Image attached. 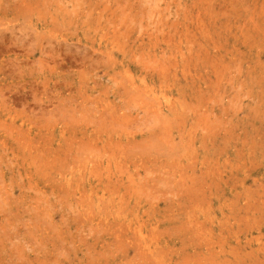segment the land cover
I'll use <instances>...</instances> for the list:
<instances>
[{"label":"rangeland","instance_id":"obj_1","mask_svg":"<svg viewBox=\"0 0 264 264\" xmlns=\"http://www.w3.org/2000/svg\"><path fill=\"white\" fill-rule=\"evenodd\" d=\"M207 1L0 0V264H264V0Z\"/></svg>","mask_w":264,"mask_h":264},{"label":"bare ground","instance_id":"obj_2","mask_svg":"<svg viewBox=\"0 0 264 264\" xmlns=\"http://www.w3.org/2000/svg\"><path fill=\"white\" fill-rule=\"evenodd\" d=\"M211 1H212V0H211ZM243 1H244V0H243ZM245 1H246V0H245ZM21 2H22V1H21ZM26 2H27V1H26ZM156 2H157V1H156ZM202 2H203V1H202ZM204 2H205V0H204ZM206 2H207V5H209L207 0H206ZM213 2H214V1H213ZM235 2H236V1H235ZM28 3H29V2H28ZM185 3H186V2H185ZM247 3H248V2H247ZM10 4H11V3H10ZM29 4H30V3H29ZM186 4H187V3H186ZM192 4H193V3H192ZM211 4H212V3H211ZM218 4H219V3H218ZM220 4H223V3H220ZM237 4H238V0H237ZM241 4H242V3H241ZM12 5H13V2H12ZM14 5H15V4H14ZM30 5H31V4H30ZM33 5H34V4H33ZM187 5H189V4H187ZM187 5H186V6H187ZM195 5H196V4H195ZM232 5H233V4H232ZM235 5H236V4H235ZM239 5H240V4H239ZM255 5H256V4H255ZM38 6H39V5H38ZM159 6H161V5H159ZM191 6H194V4L191 5ZM199 6H200V5H199ZM219 6H220V5H219ZM228 6H229V5H228ZM246 6H247V8H249L248 5H246ZM250 6H251V5H250ZM253 6H254V5H253ZM262 6H263V4H262ZM25 7H26V6H25ZM34 7H35V6H34ZM197 7H198V6H197ZM217 7H218V6H217ZM235 7H236V6H235ZM235 7H234V8L232 7V8L235 9ZM243 7H244V5H243ZM31 8H32V7H31ZM153 8H154V7H153ZM192 8H194V7H192ZM201 8H202V7H201ZM209 8H211L210 5H209ZM218 8H219V7H218ZM221 8H222V7H221ZM229 8H231V5H230ZM232 8H231V9H232ZM237 8H239V6L236 7V9H237ZM251 8H252V7H251ZM255 8H256V7H255ZM260 8H261V7H260ZM260 8H259V9H260ZM20 9H21V8H20ZM28 9H29V8H28ZM33 9H34V8H33ZM95 9H96V8H95ZM197 9H198V8H197ZM204 9L206 10V8H204ZM224 9L226 10V8H224ZM244 9H245V8H244ZM263 9H264V7H263ZM263 9L261 8V9L259 10V13H260V11L263 10ZM17 10H18V9H17ZM35 10H36V9H35ZM164 10H165V9H164ZM195 10H196V9H195ZM222 10H223V9H222ZM187 11H189L188 8H187ZM253 11H254V10H253ZM5 12H7V11L5 10ZM5 12H4V13H5ZM229 12H230V11H229ZM231 12H232V10H231ZM231 12H230V14H232ZM233 12H234V11H233ZM100 13H102V12H100ZM177 13H178V12H177ZM188 13H189V12H188ZM227 13H228V11H227ZM252 13H253V12H251V14H252ZM254 13H258V12H255V11H254ZM259 13H258V14H259ZM6 14H7V13H6ZM151 14H152V13H151ZM153 14H154V13H153ZM168 14H169V13H168ZM185 14H186V16H187V13H185ZM189 14H190V13H189ZM239 14H240V13H239ZM258 14H257V15H258ZM92 15H93V14H92ZM221 15H222V14H221ZM233 15H234V14H233ZM236 15H237V14H236ZM49 16H50V15H49ZM52 16H53V15H52ZM59 16H60V15H59ZM59 16H58V17H59ZM61 16H62V15H61ZM90 16H91V15H90ZM90 16H89V17H90ZM205 16H206V15H205ZM212 16H213V15H212ZM212 16H211V17H212ZM252 16H253V15H252ZM258 16H259V15H258ZM258 16H257V17H258ZM260 16H261V15H260ZM149 17H151V16H149ZM187 17H189V16H187ZM224 17H225V16H224ZM234 17H235V15H234ZM236 17H237V16H236ZM238 17H239V16H238ZM243 17H244V15H243ZM248 17H249V16H248ZM38 18H39V16L37 17V19H38ZM49 18H50V17H49ZM53 18H54V16H53ZM53 18H52V20H53ZM95 18H96V17H95ZM100 18H101V17H100ZM122 18H123V17H122ZM191 18H192V17H190V19H191ZM230 18H231V17H230ZM260 18H261V17H260ZM39 19H40V18H39ZM44 19H46V17H45ZM50 19H51V18H50ZM110 19H111V18H110ZM204 19H205V18H204ZM206 19H207V18H206ZM206 19H205V20H206ZM211 19H212V18H211ZM214 19H215V18H214ZM216 19H218V18H216ZM246 19H247V18H246ZM249 19H250V17H249ZM54 20H55V19H54ZM131 20H132V19H131ZM255 20H256V19H255ZM4 21H5V20H4ZM50 21H51V20H50ZM57 21H58V20H57ZM103 21H104V17H103ZM103 21H102V22H103ZM198 21H199V19H198ZM206 21L208 22V20H206ZM256 21H257V20H256ZM37 22H39V21H37ZM45 22H46V21H45ZM51 22H52V21H51ZM55 22H56V21H54V23H55ZM63 22H64V21H63ZM182 22H183V21H182ZM184 22H185V21H184ZM189 22H190V21H189ZM199 22H200V21H199ZM201 22H202V21H201ZM201 22H200V23H201ZM213 22H214V21H213ZM249 22H250V21H249ZM43 23H44V22H43ZM58 23H59V22H58ZM60 23H61V22H60ZM111 23H113V21H112ZM114 23H115V22H114ZM202 23H203V22H202ZM211 23H212V22H211ZM32 24H33V23H32ZM115 24H116V23H115ZM183 24H184V23H183ZM188 24H189V23H188ZM218 24H219V23H218ZM223 24H224V23H223ZM226 24H227V23H226ZM242 24H243V23H242ZM253 24H254V23H253ZM259 24H260V23H259ZM33 25H34V24H33ZM52 25H53V24H52ZM58 25H59V24H58ZM69 25H70V24H69ZM100 25H101V24H100ZM105 25H107V24H105ZM206 25H208V24H206ZM206 25H205V26H206ZM209 25H210V24H209ZM227 25H229V23H228ZM59 26H60V25H59ZM94 26H95V25H94ZM176 26H177V25H176ZM183 26H184V25H183ZM247 26H248V25H247ZM252 26H253V25H252ZM9 27H10V26H9ZM14 27H15V26H14ZM30 27H31V26H30ZM32 27H33V26H32ZM34 27H35V26H34ZM38 27H40V26H38ZM96 27H98V25H97ZM101 27H102V26H101ZM104 27H105V26H104ZM196 27H197V25H196ZM201 27H202V26H201ZM218 27H219V26H218ZM220 27H221V25H220ZM231 27H232V26H231ZM231 27H229V28H231ZM255 27H256V26H255ZM35 28H36V27H35ZM160 28H161V27H160ZM175 28H176V27H175ZM202 28H203V27H202ZM212 28H213V27H212ZM242 28H243V25H242ZM256 28H257V27H256ZM15 29H16V28H15ZM38 29H39V28H38ZM38 29H37V31H38ZM62 29H63V28H62ZM96 29H98V28H96ZM99 29H100V28H99ZM182 29H183V28H182ZM206 29H207V27H206ZM215 29H216V28H215ZM215 29H214V30H215ZM223 29H224V28H223ZM226 29H227V28H226ZM243 29H245V28H243ZM246 29H247V28H246ZM246 29H245V30H246ZM248 29H249V28H248ZM252 29H253V27H252ZM7 30H8V29H7ZM29 30H30V28H29ZM51 30H52V29H51ZM51 30H50V31H51ZM105 30H106V29H105ZM114 30H116V29H114ZM114 30H113V31H114ZM184 30H185V28H184ZM189 30H190V29H189ZM211 30H212V29H211ZM220 30H221V28H220ZM249 30H250V29H249ZM256 30H257V29H256ZM260 30H261V29H260ZM14 31H15V30H14ZM24 31H25V30H24ZM99 31H100V30H99ZM119 31H120V30H119ZM121 31H122V30H121ZM207 31H208V30H207ZM221 31H222V30H221ZM228 31H230V30H227V32H228ZM263 31H264V30H263ZM11 32H12V31H11ZM19 32H20V31H19ZM30 32H31V31H30ZM34 32H35V31H34ZM43 32H44V29H43ZM58 32H59V31H58ZM62 32H64V31H62ZM199 32H200V31H199ZM23 33H25V32H23ZM40 33H42V32H40ZM60 33H61V31H60ZM67 33H68V31H67ZM75 33H76V32H75ZM175 33H176V32H175ZM187 33H188V32H187ZM250 33H251V31H250ZM9 34H10V33H9ZM12 34H13V33H12ZM19 34H20V33H18V35H19ZM45 34H46V33H45ZM97 34H99V33H97ZM111 34H112V33H111ZM203 34H205V33L203 32ZM208 34H209V33L207 32V35H208ZM214 34H215V33H214ZM220 34H223V33L221 32ZM231 34H232V32H231ZM235 34H236V33H235ZM46 35H47V34H46ZM69 35H70V33H69ZM74 35H75V34H74ZM90 35H91V34H90ZM90 35L88 34V36H90ZM118 35H119V33H118ZM120 35H121V34H120ZM122 35H123V34H122ZM215 35H216V34H215ZM244 35H245V34H244ZM253 35H254V34H253ZM41 36H42V35H41ZM49 36H50V34H49ZM71 36H72V35H71ZM88 36H87V38H89ZM145 36H146V35H145ZM211 36H214V35H211ZM247 36H248V35H247ZM29 37H30V36H29ZM32 37H33V36H32ZM53 37H54V36H53ZM53 37H52V38H53ZM125 37H126V36H125ZM195 37H196V36H195ZM200 37H201V36H200ZM207 37H208V36H207ZM221 37L223 38L222 35H221ZM221 37H220V38H221ZM233 37H234V36H233ZM237 37H238V36H237ZM21 38H22V37H21ZM63 38H65V37H63ZM90 38H91V37H90ZM106 38H107V37H106ZM146 38H147V37H146ZM201 38H202V37H201ZM201 38H199V39H201ZM208 38H210V37H208ZM211 38H212V37H211ZM216 38H217V37H216ZM242 38H243V37H242ZM16 39H17V37H16V35H15V40H16ZM34 39H35V38H34ZM82 39H84V38H82ZM82 39H81V40H82ZM91 39H92V38H91ZM91 39H90V40H91ZM247 39H248V38H247ZM247 39H246V40H247ZM250 39H251V38H250ZM56 40H58V39H56ZM68 40H69V39H68ZM68 40H67V42H68ZM72 40H73V39H72ZM147 40H148V39H147ZM219 40H220V39H219ZM228 40H229V39H228ZM233 40H234V39H233ZM20 41H21V40H20ZM63 41H64V40H63ZM75 41H76V38H75ZM188 41H189V40H188ZM221 41H222V40H221ZM221 41H220V42H221ZM24 42H25V41H24ZM32 42H33V41H32ZM32 42H31V43H32ZM121 42H122V41H121ZM182 42H183V41H182ZM213 42H214V39H213ZM230 42H231V40H230ZM53 43H54V42H53ZM93 43H94V42H93ZM101 43H102V42H101ZM104 43H105V42H104ZM252 43H253V42H252ZM196 44H197V42H196ZM200 44H201V42H200ZM202 44H203V43H202ZM206 44H207V43H206ZM218 44H219V43H218ZM247 44H248V43H247ZM59 45H60V44H59ZM73 45L75 46V44H73ZM101 45H102V44H101ZM107 45H108V44H107ZM191 45H192V44H191ZM197 45H199V44H197ZM204 45H205V44H204ZM213 45H215V44L213 43ZM213 45H212V46H213ZM236 45H237V44H236ZM238 45H239V44H238ZM7 46H8V45H7ZM148 46H149V45H148ZM192 46H194V44H193ZM51 47H52V46H51ZM100 47H101V46H100ZM205 47H206V46H205ZM213 47H216V46H213ZM241 47H242V44H241ZM56 48H57V45H56ZM117 48H118V47H117ZM122 48H123V47H122ZM207 48H209V47H207ZM238 48H239V47H238ZM53 49H54V48H53ZM95 49H96V48H95ZM106 49H107V47H106ZM118 49H119V48H118ZM118 49H117V50H118ZM190 49H191V47H190ZM205 49H206V48H205ZM209 49H210V48H209ZM249 49H250V48H249ZM251 49H252V47H251ZM104 50H105V48H104ZM111 50H112V49H111ZM111 50H110V52H111ZM200 50H201V49H200ZM92 51H93V50H92ZM115 51H116V49H115ZM107 52H108V51H107ZM132 52H133V51H132ZM113 53H114V51H113ZM194 53H195V52H194ZM202 53H203V52H202ZM120 54H122V53H120ZM195 54H196V53H195ZM197 54H199V53H197ZM215 54H216V52H215ZM115 55H116V52H115ZM129 55H130V54H129ZM160 55L162 56V54H160ZM202 55H203V54H202ZM123 56H124V54H123ZM197 56H198V55H197ZM118 57H119V56H118ZM131 57H132V56H131ZM170 57H171V56H170ZM205 57H206V56H205ZM205 57H204V59H205ZM115 58H116V57H115ZM121 58H122V57H121ZM116 59L119 60L118 58H116ZM136 59H137V58H136ZM173 59H174V58H173ZM182 59H183V58H182ZM206 59H207V58H206ZM133 60H135V59H133ZM133 60H132V61H133ZM210 60H212V59H210ZM105 61H106V60H105ZM151 61H154V59L151 60ZM204 61H205V60H204ZM217 61H218V60H217ZM109 63H110V62H109ZM151 63H153V62H151ZM117 64H118V62H117ZM211 64H212V63H211ZM211 64H210V65H211ZM121 65H123V64H121ZM161 65H162V64H161ZM212 65H213V64H212ZM125 66H126V65H125ZM152 66H153V68H154V65H152ZM165 66H166V65H165ZM172 66H174V65H172ZM176 66H177V64H176ZM111 67H112V66H111ZM116 67H117V66H116ZM120 67H121V66H120ZM148 67H149V66H148ZM160 67H161V66H160ZM168 67H169V66H168ZM168 67H167V68H168ZM174 67H175V66H174ZM174 67H173V68H174ZM153 68H152V69H153ZM163 68H165V67H162V69H163ZM173 68H172V69H173ZM160 69H161V68H160ZM156 70H158V69H156ZM165 70H166V69H165ZM165 70H164V72H165ZM176 70H177V69H176ZM174 71H175V70H174ZM180 71H181V70H180ZM160 72H161V71H160ZM172 72H173V70H172ZM174 74H175V72H174ZM161 76H162V75H160V77H161ZM202 76H203V74H202ZM204 76H205V75H204ZM174 77H175V76H174ZM174 77H173V78H174ZM196 79H197V78H196ZM175 80H176V79H175ZM173 81H174V80H173ZM184 81H185V80H184ZM205 86H206V85H205ZM131 89H132V88H131ZM134 89H135V88H134ZM148 89H149V88H148ZM153 91H154V90H153ZM136 92H137V91H136ZM142 92H143V90H142ZM137 93H138V92H137ZM151 93H152V92H151ZM133 94H134V93H133ZM158 94H159V93H158ZM160 94H161V93H160ZM145 95H146V94H145ZM161 96H163V95H161ZM155 97H157L156 94H155ZM163 97H164V96H163ZM144 98H146V97H144ZM157 99H158V97H157ZM162 99H163V98H162ZM167 99H168V98H167ZM151 100H152V99H151ZM160 100H161V99H160ZM163 100H164V99H163ZM173 100H174V98H173ZM177 101H178V100H177ZM156 102H157V101H156ZM158 102H159V101H158ZM162 102H163V101H162ZM183 102H184V101H183ZM163 103H164V102H163ZM177 103H178V102H177ZM179 103H180V102H179ZM172 104H173V103H172ZM155 105H156V104L154 103V106H155ZM174 105H175V104H174ZM184 105H185V104H184ZM184 105H183V106H184ZM152 106H153V105H152ZM158 107H159V105H158ZM181 107H182V106H181ZM173 108H174V107H173ZM184 108H185V107H184ZM184 108H183V109H184ZM156 109H157V108H156ZM168 109H169V107H168ZM168 109H167V110H168ZM183 109H182V111L184 112ZM150 110H151V108H150ZM157 110H158V109H157ZM157 110H153V111H154V112H155V111L157 112ZM173 110H175V109H173ZM177 111H178V110H177ZM185 112H186V111H185ZM158 113H159V112H158ZM175 113H176V112H175ZM161 115H162V114H161ZM165 115H166V114H165ZM169 115H170V114H169ZM171 115H172V114H171ZM184 116H185V115H184ZM168 117H169V116H168ZM174 117H175V116H174ZM179 117H180V116H179ZM187 117H188V116H187ZM162 118H164V117H162ZM162 118H161V119H162ZM175 118H177V117H175ZM180 118H181V117H180ZM183 118H184V117H183ZM167 119H168V118H167ZM177 119H178V118H177ZM186 119H187V118H186ZM182 120H183V119H182ZM183 122H184V121H183ZM177 123H179V122H177ZM187 123H188V122H187ZM164 124H165V123H164ZM180 124H181V123H180ZM184 124H185V123H184ZM181 125H182V124H181ZM169 126H170V125H169ZM175 126H176V125H175ZM176 127H177V126H176ZM161 128H162V127H161ZM168 128H169V127H168ZM182 128H183V127H182ZM164 129H165V128H164ZM178 129H179V128H178ZM178 132H179V131H178ZM186 132H187V131H186ZM190 132H191V131H190ZM165 133H166V132H165ZM179 133H180V132H179ZM192 133H193V132H192ZM131 134H132V133H131ZM185 134H186V133H185ZM187 134H188V133H187ZM188 135H189V134H188ZM130 136H131V135H130ZM206 136H207V135H206ZM102 137H103V136H102ZM106 137H107V136H106ZM166 137H167V139L169 138L168 136H166ZM170 137H171V136H170ZM189 137H190V136H189ZM205 138H206V137H205ZM103 139H104V138H103ZM186 139H187V138H186ZM188 139H189V138H188ZM190 142H191V141H190ZM199 142H200V141H199ZM205 142H206V140H205ZM207 142H208V141H207ZM109 143H110V142H109ZM171 143H172V142H171ZM178 143H179V142H178ZM169 144H170V142H169ZM196 145H197V144H196ZM206 145H207V144H206ZM247 145H248V144H247ZM201 147H202V146H201ZM122 148H123V147H122ZM186 148H187V147H186ZM190 148H191V147H190ZM195 148H196V146H195ZM211 148H212V147H211ZM168 149H169V148H168ZM198 149H199V148H198ZM200 149H201V148H200ZM202 149L205 150V149H204V146H203ZM119 150H120V149H119ZM119 150H118V151H119ZM179 150H180V149H179ZM193 150H194V148H193ZM196 150H197V149H196ZM103 151H104V150H103ZM107 151H108V150H107ZM170 151H171V149H170ZM173 151H174V150H173ZM184 151H185V150H184ZM190 151H192V150H190ZM194 151H195V150H194ZM201 151H202V150H201ZM105 152H106V151H105ZM236 152H237V151H236ZM111 153H113V152H111ZM174 153H175V152H174ZM212 153H213V152H212ZM102 154H103V153H102ZM178 154H179V153H178ZM181 154H182V152H181ZM187 154H188V153H187ZM214 154H215V152H214ZM214 154H213V155H214ZM112 155H114V154H112ZM175 155H176V154H175ZM206 155H207V153H206ZM182 156L184 157V154H183ZM185 156H186V154H185ZM104 157H105V155H104ZM116 157H117V156H116ZM180 157H181V156H180ZM186 157L189 158V155L186 156ZM107 158H108V157H107ZM107 158H106V160H107ZM110 158H111V157H110ZM112 158H113V157H112ZM112 158H111V159H112ZM114 158H115V157H114ZM181 158H182V157H181ZM184 158H185V157H184ZM211 158H212V157H211ZM219 158H220V157H219ZM108 159H109V158H108ZM115 159H116V158H115ZM115 159H114V160H115ZM175 159H176V158H175ZM185 159H186V158H185ZM189 159H190V158H189ZM194 159H195V158H194ZM212 159H214V158H212ZM46 160H47V159H46ZM103 160H104V159H103ZM205 160H207V159H205ZM210 160H211V159H210ZM42 161H43V160H42ZM96 161H97V160H96ZM100 161H101V159H100ZM191 161H192V160H191ZM196 161H197V160H196ZM213 161H214V160H213ZM104 162H105V161H104ZM109 162H110V161H109ZM216 162H217V161H216ZM102 163H103V162H102ZM174 163H175V162H174ZM200 163H201V161H200ZM106 164H107V163H105V166H106ZM116 164H117V163H116ZM176 164H177V163H176ZM180 164H182V162H180ZM195 164H197V163H195ZM195 164L193 165L194 168H195V166H196ZM92 165H93V163H92ZM92 165H91L92 169L95 170L97 167H96V168H93L94 166H92ZM96 165H97V164H96ZM98 165H99V164H98ZM120 165H121V164H120ZM102 166H103V165H102ZM89 167H90V166H89ZM100 167H101V166H100ZM112 167H113V166H112ZM112 167H111V169H112ZM190 167H191V166H190ZM198 167H199V166H198ZM101 168H103V167H101ZM114 168H115V167H114ZM161 168H162V167H161ZM181 168H182V165H181ZM106 169H107V168H106ZM108 169H109V167H108ZM176 169H177V168H176ZM238 169H239V168H238ZM109 170H110V169H109ZM109 170H108V172H109ZM125 170H126V169H125ZM180 170H181V169H180ZM200 170H201V169H200ZM215 170H216V169H215ZM85 171H86V170H85ZM89 171H91V170H89ZM117 171H118V170H117ZM195 171H196V170H195ZM223 171H224V170H223ZM226 171H227V170H226ZM97 172H98V171H97ZM110 172H111V171H110ZM120 172H121V171H120ZM167 172H168V171H167ZM178 172H179V171H178ZM183 172H184V171H183ZM205 172H206V171H205ZM216 172H217V171H216ZM83 173H84V172H83ZM99 173H100V172H99ZM99 173H98V174H99ZM101 173H102V171H101ZM113 173H114V172H113ZM118 173H119V172H118ZM179 173H180V172H179ZM194 173H195V172H194ZM197 173H198V172H197ZM208 173H209V172H208ZM212 173H213V172H212ZM220 173H221V172H220ZM220 173L218 172V174H220ZM103 174H104V172H103ZM111 174H112V173H111ZM175 174H176V173H175ZM222 174H223V173H222ZM225 174H226V173H225ZM95 175H96V174H95ZM179 175H180V174H179ZM183 175H184V174H183ZM203 175H204V174H203ZM205 175H207V174H205ZM228 175H229V174H228ZM84 176H85V175H84ZM118 176H120V175H118ZM219 176H220V175H218V177H219ZM223 176H224V175H223ZM80 177H81V176H80ZM91 177H92V176H90V178H91ZM121 177H122V175H121ZM121 177H120V178H121ZM196 177H197V176H196ZM204 177H206V176H203V178H204ZM88 178H89V177H88ZM124 178H125V177H124ZM124 178H123V179H124ZM185 178H187V176H186ZM208 178H210V177H208ZM220 178H221V177H220ZM93 179H95V177H94ZM93 179H92V180H93ZM116 179H117V178H116ZM204 179H205V178H204ZM215 179L217 180L218 178H215ZM80 180H81V179H80ZM83 180H84V179H83ZM89 180H90V179H89ZM114 180H115V179H114ZM206 180H207V179H206ZM206 180H205V181H206ZM209 180H210V179H209ZM219 180H220V179H219ZM219 180H218V181H219ZM84 181H85V180H84ZM103 181H104V180H103ZM111 181H112V180H111ZM118 181H120V180H118ZM121 181H122V179H121ZM121 181H120V182H121ZM184 181H185V180H184ZM197 181H198V180H197ZM210 181H211V180H210ZM213 181H214V180H213ZM223 181H225V180H222L221 182H223ZM113 182H115V181H113ZM90 183H91V182H90ZM117 183H118V182H117ZM128 183H129V182H128ZM84 184H85V183H84ZM121 184H122V183H121ZM121 184H120V185H121ZM208 184H209V183H208ZM112 185H113V184H112ZM116 185H117V184H116ZM125 185H126V184H125ZM118 186H119V185H118ZM123 187H124V186H123ZM202 187H204V186H202ZM81 188H82V187H81ZM206 188H207V187H206ZM131 191H132V190H131ZM207 193H208V192H207ZM92 194H93V193H92ZM89 196H90V194H89ZM91 196H92V195H91ZM95 196H96V195H95ZM122 196H123V195H122ZM215 196H216V195H215ZM86 197H88V196L86 195ZM86 197H85V198H86ZM92 197H93V196H92ZM216 197H217V196H216ZM93 198H94V197H93ZM217 198H218V197H217ZM100 199H102V197H100ZM88 200H89V199H88ZM105 201H106V200H105ZM108 201H109V200H108ZM108 201H107V202H108ZM121 201H122V200H120L119 203H120ZM218 201H220V200L218 199ZM218 201H217V202H218ZM117 202H118V201H117ZM105 203H106V202H105ZM108 204H110V203L108 202ZM120 204H121V203H120ZM111 205H113V204H111ZM126 205H127V204H126ZM126 205H125V206H126ZM123 207H124V204H123ZM126 208H127V207H126ZM126 208H125V209H126ZM99 209H100V208H99ZM119 209H120V207H119ZM126 212H127V211H126ZM122 214H123V213H122ZM116 216H117V214H116ZM119 218H120V217H119ZM119 220H120V219H119ZM123 221H124V220H123ZM197 221H198V220H197ZM123 223H124V222H123ZM138 224H139V223H138ZM152 227H153V226H152ZM118 228H119V227H118ZM144 228H146V226H144ZM144 228H143V229H144ZM149 229H151V228H149ZM152 229H153L152 231H154V228H152ZM139 231H140V230H139ZM136 232H137V230H136ZM151 233H153V232H151ZM154 233H155V232H154ZM144 234H145V233H144ZM134 235H135V234H134ZM137 235H138V234H137ZM137 235H136V236H137ZM147 235H148V234H147ZM130 236H131V235H130ZM138 236H139V235H138ZM140 236H142V235H140ZM140 236H139V237H140ZM149 236H150V235H149ZM149 236H148V237H149ZM145 237H147V236H145ZM151 237H152V236H151ZM140 238H141V237H140ZM147 239H148V238H147ZM147 239H146V240H147ZM139 240H140V239H139ZM141 241H142V238H141ZM142 243H143V242H142ZM145 243H147V242H145ZM149 243H150V242H149ZM149 243H148V244H149ZM147 247H148V246H147ZM143 248H144V247H143ZM150 249H151V248H150ZM148 251H149V250H148ZM148 251H147V253H148ZM141 254H142V252H141ZM143 255H144V254H143ZM146 256H147V254H146Z\"/></svg>","mask_w":264,"mask_h":264}]
</instances>
